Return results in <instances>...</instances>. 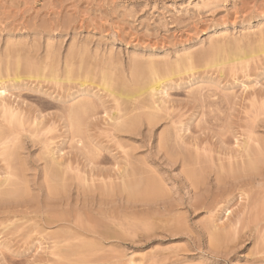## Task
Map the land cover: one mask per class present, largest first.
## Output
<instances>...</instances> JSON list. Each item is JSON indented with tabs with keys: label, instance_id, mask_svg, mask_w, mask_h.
<instances>
[{
	"label": "rangeland",
	"instance_id": "obj_1",
	"mask_svg": "<svg viewBox=\"0 0 264 264\" xmlns=\"http://www.w3.org/2000/svg\"><path fill=\"white\" fill-rule=\"evenodd\" d=\"M257 14H264V0H0V31L5 29L4 31L7 33H0V47L4 48L6 42L14 41L27 50H35L37 52L35 58L38 61H45L47 52H55L60 66L68 53L73 50L78 53L79 50L86 48L88 49L87 54H89H86V56L91 64H96L97 61L98 64L108 63L111 65L110 61L118 60L116 66L122 76L121 72H128L131 66L130 63L132 64L134 59L140 62L153 58L157 61H172L176 57L181 59L189 53H194V59H196L194 61L196 64L195 77L197 79L195 77H191V79L188 76L183 77L185 84H182V87L172 88L168 91V95H158V99L160 98L164 102L162 105L166 108L167 116L169 115L168 117L172 120V123L175 122L178 125L177 127L180 126L179 123L186 124L189 128V131L185 133L187 137L198 139L199 153H202L201 155H204L207 160L212 159L213 161L210 160L213 164V170L210 172L208 170V174H205L204 185L199 191L189 185L187 186V181H184L185 176L183 172H180V169L177 170L178 167L173 169L166 167L167 171L155 167L160 173L157 176L158 179L156 176L155 179L160 180L162 188H165L164 191H166L165 201L178 203L177 205L181 206L180 215L183 220L180 222L176 220L179 222L177 225L175 220L172 221L167 216L159 215L158 209L164 201L161 198L157 201L154 200L155 202L150 201L149 204L143 201L142 203H139V201L135 203L133 200L128 203L126 200L116 198V203H113L112 206H105L104 204L100 206L101 208L97 206L96 209L99 197L95 189L100 185L102 186V184L98 178H92L91 175L98 169L107 170L106 172L112 170L114 164L111 155L120 152L124 156L123 151L116 146L117 139L112 134L114 123L108 118L115 112L117 113L116 105L113 102L114 97L107 95L106 92L103 93L96 86L92 89L97 97H90L98 108V115L90 125V137L93 136L90 140L101 148L100 156H96L98 158L93 160L87 150H79L81 148L78 146L77 141L71 142L65 134L66 131L61 128L60 123L52 119L54 118L52 116L62 113V107L55 108L47 103L48 100L49 102L54 101L46 95V92L48 94L53 93V98L60 99L67 97L69 93H75L78 87L73 86V88L72 85L65 83L62 86H56L57 84H54L56 82L53 83L52 81H48L47 84V81L44 82V80L43 82L40 80V83L39 80L34 82L33 80L32 82L27 80V83H25L27 86L24 89L12 91L14 95L9 96L12 98L10 101L14 102L15 106L20 103L21 105L19 104L18 107H21L26 114L32 110H40L50 121L44 123V126L48 125L47 128L42 129L43 125L40 126L42 131L32 126L37 131L39 130L38 139L34 138L35 143L32 142L33 139L30 137L34 132L30 126L27 127L26 125L27 131L23 133L26 136L22 135L21 141L24 146L22 153L29 164L34 165V168H30L29 177H27L30 182L29 191H31V195L27 199L32 200L35 207L29 212L31 215L23 219L21 216H16L15 210L8 209L10 205L7 202L15 203L14 200L0 202V264H181V262H183L182 264H264V214L262 213L263 217H261L262 215L259 217L257 211H260V206L254 211L255 214L252 211V216L244 215V223L239 224V226L243 228L248 223V227L244 228L243 232L241 229H237V231L241 230L242 235L236 231L237 237L235 236L236 240H233V245L231 242L228 247H223L225 250L230 249L231 251L225 253L223 248L216 249V251L213 247L212 250L208 245L209 241L206 236V229L211 227H206L208 224L220 227L223 225V228H221H227L226 230L229 231L228 226H232V223L234 225L241 218L243 212L241 211V213L240 210L244 211L245 206L248 204L254 208L255 205H251L255 200L253 199L254 196L257 197L258 195L260 199H256H259L260 202L262 199L264 200L263 185H261L262 189L258 188L260 192L257 191L258 189H254L255 194L258 193L257 195L254 193L250 195L253 200L252 202L249 200L251 203L246 202V195L245 197L239 192H234L230 196L229 206L224 203L214 205L216 209L212 208V210H215L212 213L211 206L204 208L207 206L205 201L207 200L206 202L210 205L211 200L208 199L217 193L216 171L219 169V163L217 162L223 158L219 154L220 150H225V148L233 151L239 150L237 141L239 143L244 142L253 133H259L258 137L261 134L262 139H259L264 144V58L251 62L247 67L238 66L239 70L234 71V75L231 73L236 68L230 66L232 69L227 66L223 71V76H221L220 69L205 68V62L210 59L209 56L207 59V55L203 53H206L208 49L211 50L213 45L210 44H214L215 40L216 43L219 42L218 40L222 39L221 36L230 39L229 41H240L243 37H251L255 32L258 34L260 30H264V25L258 27V29L256 28L258 23ZM9 34L13 38L9 37ZM50 42L51 46H49ZM96 53L97 55H95ZM134 56L137 57L134 58ZM48 72V70L45 71L44 76L50 75ZM192 78H194V81ZM97 79V77L95 80L93 78L92 82L98 84L99 80ZM37 89L39 92L36 91ZM212 97L215 99H212ZM55 103L60 106L64 105V103ZM102 106H104V109ZM105 110L110 115L107 113L104 115ZM29 116L31 115H27L28 118H30ZM51 125L54 128L53 130ZM168 125L170 126V124ZM168 125L166 121L161 122L152 134L148 133L145 125H142L136 134L132 137L128 136L130 139L124 138L122 140L132 147H142L143 145L144 147L134 154L140 159H148L151 154L149 148L155 146L156 136L166 129H170ZM249 128L258 130L257 132L254 130L251 134L252 130ZM30 130H32L31 133ZM249 130L250 132H248ZM241 133L245 135L243 136ZM252 136H255V134ZM44 140H50L51 144L53 143L52 148H59V156L65 158L63 162L69 160L73 167V171L68 175L72 180L70 189L66 194L72 201V207L63 208V210H71L72 215L78 219L76 220V222L78 221L77 226L72 227V232L75 235L72 242L75 244L73 248L79 246L85 239H88L89 242H96L97 240V243L99 241L101 246L96 252L93 251L90 254L79 253L69 256L67 259H63L59 255L56 256L54 252H58V250L54 251L53 249L56 241L52 237V233H55L56 229H44V223L41 219L39 217L35 219L38 214L43 215L45 211L43 205L48 198L43 184L44 175L41 173L42 170L40 171V158L38 157ZM115 149L118 150L117 153ZM192 149L195 150L192 146H188V150ZM125 151L131 153L130 146ZM0 160L2 166L3 161L1 158ZM93 165L98 168H94ZM216 167L218 169H215ZM1 175L3 176V172L0 177ZM36 184H41L42 187L40 185V189H37ZM84 194L89 195L90 199L94 200L95 197H98V200L94 203L95 206L91 209L92 214L89 213L96 220L100 221L102 219V223L108 228L103 230H106L105 232L110 237L96 239L82 235L81 228L86 227L87 224H84L87 216L81 211L85 205L83 201L81 202ZM201 198L202 201L196 200ZM200 201L205 206L195 216L190 204L200 203ZM18 202H21V200H17L16 203ZM88 207L92 206L87 205L86 208ZM86 208L85 210L89 214V208ZM112 209L122 219L120 222L123 225L122 227L115 225L117 221L114 223L113 220H107L99 215L101 210H103L102 213L105 211L109 215L111 214L109 210ZM262 212H264V209ZM148 213L151 215H148ZM247 216L249 219L246 218ZM32 217H34V221L30 220ZM160 217H163V219L161 220ZM164 220L167 221L164 222ZM211 221H215V224ZM149 223L150 225L155 223V226L149 227ZM144 224L150 229L154 228L150 230L145 228ZM87 226L90 225L87 224ZM176 230H182L180 237L171 235L167 238L170 235L165 233H169V231L172 233ZM113 234H115V237ZM122 234L126 238H123ZM65 243L62 246H65ZM209 251L213 254H210ZM171 256L175 257L171 259Z\"/></svg>",
	"mask_w": 264,
	"mask_h": 264
},
{
	"label": "bare ground",
	"instance_id": "obj_2",
	"mask_svg": "<svg viewBox=\"0 0 264 264\" xmlns=\"http://www.w3.org/2000/svg\"><path fill=\"white\" fill-rule=\"evenodd\" d=\"M207 8L208 6L206 7V9ZM257 19H258V23L256 28L258 29V27H263L264 25V14H259ZM4 30H1L0 33H4V32L6 33V31ZM9 37L13 38L11 35ZM221 37H222L221 40H218L219 38L217 39L219 42L216 43V40L214 44L211 42L212 44L210 45L211 46L213 45L211 50L208 49L209 51L207 50V52L205 51L206 53H203L207 55L206 56L207 59L208 56L210 59L208 62H205L206 64L205 68L220 69L219 73L221 74V76H223V71L227 66L229 67L232 66L234 69L235 68L237 69V70L236 69L233 70V73H231L234 75L235 74L234 71L237 72L239 70L238 66L247 67V65L250 64L251 62L257 61L259 58H264V30H260L258 34H256L255 32V34L251 37L250 36H246L245 38L243 37L242 40L240 41H236V40L229 41L230 39L228 40V38H223V36ZM6 43L7 44L4 45L5 46L4 48L0 47V158L3 161L2 166L0 165L1 166L0 172L1 173L3 172V176L1 175L0 177V179L3 178L2 180H0V202L2 203L3 201L6 200L7 201L14 200L15 203H12L10 201H9L10 203L7 202L10 205V206L7 205L9 206L8 209H11L13 211L15 210L14 212L15 214H17L16 216H21L23 217V219L27 218L28 215H31L29 214V212L35 207L33 201L27 199V197L28 196L30 197L31 195L30 194L31 191H29L30 182L28 181L27 177H29L28 174L29 171L31 170L30 168H34V165L29 164L28 160L25 159L22 153L24 146L22 145L23 142L21 141V138H23L22 137V135H24L23 133L27 131L26 125L27 127L30 126L31 129L34 130V132L31 134L30 137H32L31 139H33L32 142L35 143L36 141L34 138L38 139L39 130L37 131L36 129L32 128V126L42 131V129L48 127V125L46 124L45 125L47 127L44 126V123L50 120L46 118L42 113V111L38 109L32 110L30 112L27 111L28 114H26V112L24 113L23 109L21 107H18L20 103H18V105L16 104L17 106H15L14 102L10 101L12 98H10L9 96L12 97L14 95L12 93V91L14 90L16 91L18 89H24L27 86V84L25 85V83H27L26 82L27 80H30V82H32V80L33 82L39 80V83L40 80H42V82L44 80V82L47 81L46 82L47 84L48 81H52L53 83L56 82L54 83L55 85L57 84L56 86H62V84L63 85L70 84V86L72 85L71 87L73 86L75 88L78 87V90L76 89L77 91L75 93H69L67 97L60 99L53 98L52 97L53 93L48 94V92H46V95H48V97H50L54 101V102H49L48 100L47 103L51 106H54L55 108L62 107V113L60 115L52 116L54 117L52 119H55L57 123L59 122L61 128L66 131L65 134L67 135L69 140L71 142L77 141L78 146L81 148L79 150H85V151L87 150L88 154L91 155V158H93V160L98 158V157L96 158V156H100L101 148L97 146L95 142H92L90 140V138L93 137V136L90 137V132H91L90 125H92V121L98 115L97 114L98 108L96 107V105L94 104V102L90 97V96L97 97L93 93L92 89L93 87L96 86L97 88H99V90H102L103 93L106 92L108 93L107 95L114 97L113 102L114 105H116L117 113L115 112V114L111 115L108 118L111 120V122L113 121L114 123L112 128L113 129L112 134L117 139L116 146L119 148V150L123 151L122 154H124V156L121 155L120 152L117 153L118 150L115 149L117 154L111 155L113 160L112 163L114 164V166L112 167L113 169L111 168L112 170L110 171L108 170V172H106L107 170L102 171L101 169H98L96 172H94L93 175H91L92 178L94 177L98 178L101 181L100 182L98 180L102 184V186L101 185L98 186L97 188L98 190L95 189L96 192H98L99 200L98 197L97 198L95 197L94 200V199H90L89 195L84 194L82 196L81 202L83 201V204H85L84 207L86 208L87 205L92 206L90 208L88 207L89 208L88 213L91 212V209L95 206L94 203L96 200H98L96 204V209H97V206H99L98 208H101L100 206H103L104 204L105 206H112L113 203H116L115 202L116 198L120 200H126V202L128 203L131 202V200L135 201V203L137 201H139V203L140 202L142 203V201L147 203L150 201L155 202L154 200L157 201L159 198H161L164 199V201L162 202V205H160L158 209V212H160L159 215L161 214L163 216H167L172 221L174 220L175 221L178 220L179 222L182 221L183 219L180 215L181 206L177 205L178 203L174 204L169 201H165V197L167 196L166 191H164L165 188H162L160 180L155 179V176L157 178L158 174H160L159 171L155 169V167L157 166L165 171H167L166 167H170L171 169H173L174 167H178L177 170L180 169V172H183L185 176L184 181H187V186L189 185L193 187L195 190L199 191L202 185H204L205 174H208L207 173L208 170L209 172L213 170L212 168L213 161L212 159L207 160V158H204V155H201L202 153L201 154L199 153L200 149L197 143L198 139L196 138L193 139L192 137L189 136L187 137L185 133L189 131V128L186 124L179 123L180 126L177 127L178 125L175 124V122L172 123V120L169 119L168 117L169 115L167 116L166 108H164V106L162 105L164 102L161 101L160 98L158 99V97L160 95L161 96L168 95V91L172 88L182 87L183 86L182 84H185L183 77L188 76L191 79V77L196 76V67H195L196 64L194 62L196 59H194L195 58L194 57L195 55H193L194 53L193 54L189 53L188 55L183 56L182 58L180 57L181 59H177L176 57L175 60L173 59L172 61L169 60L157 61L153 58L150 60L147 59V61L144 62H140L137 59H134L132 60V64L130 63L131 66L128 72L125 73L121 72L122 73L121 76V74L118 72L119 71L118 67L116 66V62L118 60L117 61L112 60L113 62L110 61L111 65H109L108 63L98 64L97 61L96 64L94 63L91 64L86 56V54L88 53V49L86 48L79 50L78 53H76L74 50L71 51L70 53H68L65 59L63 58L64 62L62 65L59 66V63L57 62L58 58H56L57 55L55 52H50V51L47 52L46 60L38 61L35 58V56L37 55V52H35V50L33 51L27 50L25 49V47L21 46V44H17L14 41L6 42ZM49 46H51V42ZM78 49L79 48L77 47V50ZM95 55H97V53ZM136 57L137 56H134V58ZM230 68L228 69L230 70ZM47 70L49 71L48 73H50L51 75L50 76L48 74V76H50L49 78L48 76L47 77L44 76V72ZM96 77L98 78L97 80H99L98 84H94L92 82L93 78L95 80ZM192 79L194 81V78ZM195 79L197 78L195 77ZM36 91L39 92L38 89ZM213 98L214 97H212V99ZM55 102L64 103V105L60 106ZM103 107L104 106H102V108ZM106 110L104 111V115L107 113ZM107 114L110 115L109 113ZM27 115H31L32 118L31 116H29L30 118H28ZM163 121H166L167 125L170 124V126L168 125L170 129H166L163 133H160L156 136L154 141L155 146L153 145L154 147L149 148L151 154L148 159H140L138 156L137 158L134 153L136 151L139 152V150L144 146L142 145V147H135V146L132 147L131 145H127L126 143L123 142L124 138H128V136L132 137V135L136 134L142 125H145L147 127L148 133L152 134L155 128ZM42 125L43 128L41 129L40 126L42 127ZM30 127L28 128V130L30 129ZM256 127L259 128L261 126H256ZM51 128L52 130L54 129L52 125ZM249 129L252 130L251 132L250 130L248 131L251 134L254 130L256 132L258 130L255 128L253 129L249 128ZM29 132L31 133L32 130H30ZM254 134L255 136H252ZM256 134L257 133H253L252 135H249L247 137L248 139L244 142L241 141L239 143V141H237L238 144L237 143L236 144L239 150L233 151L230 150L229 148L228 149L225 148V150L223 149L220 150L221 152L219 154L223 156V158L218 160L217 162L219 163V167H218L219 169L217 167L215 168L218 169L217 171L214 169L216 171V183L218 185L216 190L217 193L214 196H212L210 199L206 198L209 201L211 200L212 203L210 202V205L209 203L206 202L207 201L206 199H205L206 201L205 200L204 201L205 204H207V206H205L204 203H201V201L203 200L202 198L196 199L197 201L201 200L200 203L194 202L190 204V206L192 207V212L195 216L196 213L200 211V209L202 211V208L204 206H205L204 208H208L209 206H211L210 208L212 210V208H215V206L219 204L222 203L226 205L230 204L231 201L230 196H232L234 192H239L244 196L246 195L247 196V197L245 196L247 199L246 202H248L249 200L251 202L253 201L250 195H253V193L255 194L254 189L257 190L258 188H261V185L264 186V144L263 141L259 139L261 138L260 137L261 134L259 137H258L259 133L257 135ZM48 141L45 140L42 141L41 144L42 146L40 145L42 148L41 150H39L41 151L39 153L40 155L39 156L37 155L40 158V164H39L40 171L42 170L41 173L42 175H44V179H43L44 181L43 180L42 181L43 184L45 185L44 187L46 188L47 191L45 192L47 193L48 198L46 199L45 204L43 205L45 208L43 215L37 213L38 216L35 217V219H37L38 217L41 219V221L44 223L43 226L44 229H56V232L52 233V237L56 241L53 249L54 251L58 250V252H54L56 256L59 255L61 258L63 257V259L64 258L67 259V257L79 253L90 254L93 251L96 252L98 249H100L101 246V243L99 241L97 243V240L96 242L94 241L89 242L88 239H85L86 242L85 240L84 241L82 240L83 242H81L79 246H77L76 244L77 249L73 248L75 247V244H73L72 242L74 240L73 238H75L74 237L75 235L72 232L73 230L72 227L77 226L76 223H78V221L76 222V220L78 219H76L72 215L71 210L69 211L63 210L64 207H69V208L72 207V201L70 200V197L66 196V194L68 193L71 186L72 179H70L68 175L73 171V167L70 164L71 162L69 160H68L69 163H67L68 162L67 160H66L67 162L66 161L63 162L65 158L64 156H63L64 159L61 158L62 156L61 157L59 156L60 155L58 151L59 148L56 149L52 148L51 146L53 145V143L51 144V141L50 142ZM129 146L131 148V153H128L130 150L129 151L127 150L128 152L125 151V149L129 148ZM188 146H192L193 148H195V150L193 149L188 150ZM221 162L222 164H220ZM94 168H98V167L94 166ZM40 185L36 184L37 189H40ZM256 186L257 188H255ZM257 191L260 192L259 189ZM254 197L253 199L255 200L253 201L254 203L252 202L253 204L249 201L251 205H255L254 208H252L253 206L251 207L248 204L245 206L244 211L240 210V212L241 211L243 212V213L241 212L242 213L241 218L239 217L241 220L238 219L239 221L237 223L235 222L236 224L234 223L233 225L232 223L231 224L232 226H228V228H230L229 231L226 230L227 228L226 229L224 228L226 231L222 229L223 225L221 226L222 228L218 225H212V224L210 225L208 224L206 226V227L211 226L210 228L206 229L207 230L206 236L209 241L208 245L212 250L213 248H215V250L216 249L220 250L223 247H228V244H230L231 242L233 245L234 241L236 240L235 236L237 237L236 234L237 229L239 228L243 232L246 229V227H248L247 226L248 223L246 222V219H245V222L247 223V224L245 223L246 227H243L244 224L242 225L243 228H240L239 226V224L241 225V223H244L243 221L244 215L252 216V211L253 214H255L254 211L257 208H259V206L261 207L260 208L261 212L257 211L261 213V214L258 213L259 217L262 215V213L264 214V212H262V210L264 209V200L262 199V196L261 199L263 201L261 200V202L258 201L260 199L258 195L257 197L255 198ZM17 200L18 201L21 200V202L16 203ZM84 207H83L84 210L81 208L82 209L81 211H83L84 215L86 214L85 216H87L85 217L84 224L87 223L91 227L87 226L86 224V227L81 228L82 235L86 236L87 238L94 237L96 239L97 238L105 239L106 237H110L105 232L106 230L105 231L103 230L108 228L107 226H105L104 223H102L101 221L102 219L100 221L96 220V218L94 219L92 216H90V213L87 214V211L85 210ZM112 210H109L111 211L110 212L111 214L109 215L108 212L104 211L102 213L103 210H101V213L99 215H102L107 220H113L114 223L115 221H117L115 225L116 226L118 225V227H122L123 225L120 223L122 219L118 216V214H116V211L114 212V210L113 211ZM214 211L215 210H212L211 213ZM209 212L208 214H210ZM113 214L116 215L112 216ZM148 215L151 214L148 213ZM261 217H263V215ZM147 218L149 217L147 216ZM246 218H248V216ZM33 219L34 217L30 218L31 221L35 220ZM162 219L163 217L161 218V220ZM165 221L167 220H164V222ZM178 221H176V225L177 223H179ZM215 221L213 222L211 221V222L215 224ZM169 222L171 223V221ZM152 225L155 226V223ZM152 225H150V223L148 224L149 227ZM148 226L144 224L145 228H149ZM159 228L161 227L159 226ZM183 230L185 231V229ZM241 230L237 231V233H240ZM170 231L169 233H165L170 235V236L166 235L168 236L167 238L171 237V235L174 237L176 236L180 237L182 235V234L180 235V232H182V230H176L173 231L172 233H170ZM114 235L115 234H113V236ZM183 235H187V234H183ZM123 238H126V236L124 235ZM64 243L65 246H62ZM223 250L225 249L223 248ZM227 251H231V250L226 249L225 253H227ZM209 252L210 254H213L211 251ZM173 257L171 259H173ZM182 263L183 262H181V264Z\"/></svg>",
	"mask_w": 264,
	"mask_h": 264
}]
</instances>
